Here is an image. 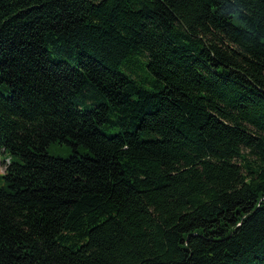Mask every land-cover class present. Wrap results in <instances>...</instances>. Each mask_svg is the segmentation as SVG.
Masks as SVG:
<instances>
[{
    "label": "trees",
    "instance_id": "trees-1",
    "mask_svg": "<svg viewBox=\"0 0 264 264\" xmlns=\"http://www.w3.org/2000/svg\"><path fill=\"white\" fill-rule=\"evenodd\" d=\"M2 155L0 264H264V0H0Z\"/></svg>",
    "mask_w": 264,
    "mask_h": 264
},
{
    "label": "rangeland",
    "instance_id": "rangeland-1",
    "mask_svg": "<svg viewBox=\"0 0 264 264\" xmlns=\"http://www.w3.org/2000/svg\"><path fill=\"white\" fill-rule=\"evenodd\" d=\"M50 154L53 156H67L68 155V149H62L57 146H53L49 150ZM8 160L5 155H2L0 157V174H3L6 170V166L8 165Z\"/></svg>",
    "mask_w": 264,
    "mask_h": 264
}]
</instances>
